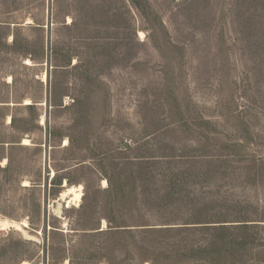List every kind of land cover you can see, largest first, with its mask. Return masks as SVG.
<instances>
[{
    "label": "rangeland",
    "instance_id": "374dc122",
    "mask_svg": "<svg viewBox=\"0 0 264 264\" xmlns=\"http://www.w3.org/2000/svg\"><path fill=\"white\" fill-rule=\"evenodd\" d=\"M0 220V264H264V0H0Z\"/></svg>",
    "mask_w": 264,
    "mask_h": 264
},
{
    "label": "bare ground",
    "instance_id": "6f19581e",
    "mask_svg": "<svg viewBox=\"0 0 264 264\" xmlns=\"http://www.w3.org/2000/svg\"><path fill=\"white\" fill-rule=\"evenodd\" d=\"M26 103L29 104L30 102L27 100ZM23 144L27 145V144H30V142L27 138H24ZM24 185H28L27 181H25ZM63 186H66V188L61 192L58 200L64 201L67 204L78 205L82 197V186L81 185H70L69 186L66 181L63 182ZM26 224L27 223L25 220H23L20 223H13L7 220H0L1 229L6 228V227H14L16 229H21V226H25ZM102 227H105V222L102 223Z\"/></svg>",
    "mask_w": 264,
    "mask_h": 264
}]
</instances>
